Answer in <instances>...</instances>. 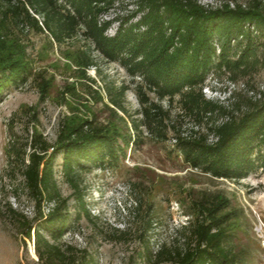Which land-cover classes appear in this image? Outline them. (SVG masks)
Returning <instances> with one entry per match:
<instances>
[{"label":"rangeland","instance_id":"rangeland-1","mask_svg":"<svg viewBox=\"0 0 264 264\" xmlns=\"http://www.w3.org/2000/svg\"><path fill=\"white\" fill-rule=\"evenodd\" d=\"M197 1L208 8L226 3L247 8L253 0ZM259 1L264 8V0ZM137 6L138 0H118L104 12L102 18L113 21L107 34L114 35L121 18ZM138 18L139 14L133 21ZM10 30L31 77L24 85L6 88L0 96V264H38L34 233L26 236L19 221V214L32 219L36 211L24 185L23 159L29 163L33 151L41 152L40 140L53 146L60 119L75 113L106 125L120 140L127 128L136 135L131 126L132 120H143L144 105L137 93L141 78L105 58L82 33L58 44L48 32L30 26L23 29L11 23ZM238 52L234 49L232 55ZM88 55L93 65H87ZM122 86H126L124 104L129 114L118 112L126 124L105 107ZM202 92L237 118L264 101L263 38L257 39L254 53L242 67L216 71ZM149 96V102L168 111L166 137L141 122L143 142L131 143L116 166L88 164L80 169L77 193L61 171L62 157L58 158L55 177L62 195L69 197L71 213L70 230L58 243L86 249L93 264H170L149 259L147 243L155 254L163 246L183 247V225L195 214L198 201L223 195L231 202L228 210L237 215L231 220L240 236L236 245L249 250L253 264H264V171L240 181L214 178L186 164L177 147L179 137L207 135L209 142L215 141L210 127L231 114L216 110L200 122L185 109L180 95L158 99L150 92ZM44 206L48 211L53 204L45 202Z\"/></svg>","mask_w":264,"mask_h":264},{"label":"trees","instance_id":"trees-1","mask_svg":"<svg viewBox=\"0 0 264 264\" xmlns=\"http://www.w3.org/2000/svg\"><path fill=\"white\" fill-rule=\"evenodd\" d=\"M116 1L0 0V96L6 88L24 85L31 77L20 46L11 39V23L48 32L58 44L82 33L105 58L124 65L132 77L141 78L137 93L144 105L140 111L143 120H132L131 126L136 135L127 128L120 140L106 125L75 113L60 119L53 146L40 140L41 152L33 151L29 163L23 159L24 185L36 211L32 219L19 214V221L26 236L34 233L38 264H93L86 249L58 243L70 230L71 213L69 197L62 195L55 177L56 162L61 156V171L77 193L78 171L88 164L118 165L131 143L139 146L143 142L142 123L166 137L168 111L159 103L149 102L150 92L158 99L180 95L185 109L200 122L216 110L231 114V118L210 127L216 137L213 142L207 135L179 137L177 147L190 167L233 181L264 171V101L254 103L237 118L202 92L213 72L242 67L254 53L257 39L264 40L260 1L253 0L247 8L241 4L232 8L227 3L208 8L197 0H138L137 9L121 18L114 35H108L113 21L103 19L102 14ZM237 48L239 52L233 56ZM87 58V65H93L94 59ZM125 91L126 86H122L111 97L112 105L105 102L114 117H120L118 110L129 114ZM45 202L53 204L48 211ZM230 207V200L223 195L199 200L195 214L183 225L185 245L163 246L155 254L147 243L148 258L170 264H253L249 250L236 245L240 236L231 227V220L237 215L228 210Z\"/></svg>","mask_w":264,"mask_h":264},{"label":"built area","instance_id":"built-area-1","mask_svg":"<svg viewBox=\"0 0 264 264\" xmlns=\"http://www.w3.org/2000/svg\"><path fill=\"white\" fill-rule=\"evenodd\" d=\"M214 73H215V72H213V73L209 76V78L212 77V76L214 75ZM209 78H208V79H209ZM207 81H208V80H207ZM206 84H207V82H206ZM206 84H205V85H206ZM263 246H264V238H263Z\"/></svg>","mask_w":264,"mask_h":264}]
</instances>
